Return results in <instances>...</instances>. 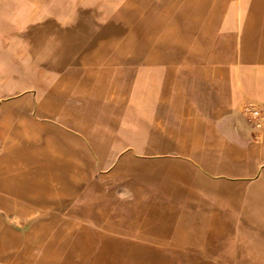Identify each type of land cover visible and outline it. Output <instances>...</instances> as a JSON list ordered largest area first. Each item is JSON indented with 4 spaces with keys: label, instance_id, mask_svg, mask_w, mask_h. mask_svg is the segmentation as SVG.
<instances>
[{
    "label": "rangeland",
    "instance_id": "obj_1",
    "mask_svg": "<svg viewBox=\"0 0 264 264\" xmlns=\"http://www.w3.org/2000/svg\"><path fill=\"white\" fill-rule=\"evenodd\" d=\"M50 47L69 73L39 62ZM0 167V264H264V0H0ZM153 196L182 215L118 212ZM204 200L205 234L160 251L104 234L191 224Z\"/></svg>",
    "mask_w": 264,
    "mask_h": 264
},
{
    "label": "crops",
    "instance_id": "obj_2",
    "mask_svg": "<svg viewBox=\"0 0 264 264\" xmlns=\"http://www.w3.org/2000/svg\"><path fill=\"white\" fill-rule=\"evenodd\" d=\"M31 51H34V48H32ZM30 51V52H31ZM55 53H59V51L55 52L53 47H50L49 49H47V51H45V53H43L40 57V63L42 65H44L45 67H49L51 69H54L56 71H65V72H68L69 73V56L66 54V53H63L62 51H60V53L58 54V59L59 60H56L54 61L53 58H54V54ZM4 56L6 58H10L11 56V53L8 49H6L4 51ZM12 65L13 68H15V71H14V75L16 76H22L23 74L26 75V76H31V71L27 72L26 70L23 71L21 66H22V62H17V65L15 63H10ZM33 86H35L37 92H36V97H35V102H38V98H39V95H38V85L37 83L35 82V80L33 81ZM27 86H30V85H27ZM50 97H51V104H53L54 101H57V100H54L53 99V89L50 90ZM25 115V114H24ZM27 117H29L31 120V123H33V125L41 132L43 133H46L47 135L50 136V139H52V141H59L58 144H60L63 148H66L71 154L73 155H76V156H79L81 155V148L80 146H77V147H71V146H68V143H65L63 141H69V140H74V141H77L79 142V139L77 137H66L60 129L58 128H54V126L51 124L53 122L52 119L54 118H57L53 115H49V114H44L42 113L38 108L36 109H31V111L29 112V114L27 115ZM59 118V117H58ZM20 140H28V141H32V139H28V138H20ZM49 140L48 139H37V141H44V142H47ZM63 142V143H61ZM1 146L2 148L5 146V143L4 141H2L1 143ZM203 164H200L198 165L197 169H194V174L195 176L201 178V181L203 183H206V179L204 180V177H203V172H206L207 175H213L214 172L212 171H209V170H206V169H203ZM32 171L35 172V169H31ZM4 168L0 167V182H2L4 180ZM64 183H60V185L58 186H61V187H74V186H78L71 183V180H68V179H64L62 180ZM94 187H97L100 189V186L98 185H94ZM100 191H93V196L96 197V194L95 193H99ZM100 198V201L104 202L106 200H104L103 198L99 197ZM157 197L153 196V197H150V200L151 201H147V205L149 204L150 206H147L146 208H140V209H137V210H132V208L130 207H122L121 209L118 208V212L121 214V215H124V216H127L131 213L133 214H136V213H140V212H146V214H151V215H156V216H160V217H172L176 214L178 215H182L181 214V211L179 210V208H175L173 206H169V207H166L164 208L163 206H159V204H164L163 201H160V200H156ZM114 198H112L111 196L109 197V199L107 201L109 202H116V203H119V204H125L126 201H115L113 200ZM81 201H85L87 200L86 198H81L80 199ZM99 201V202H100ZM201 203L200 206H192L190 209V216L188 215V218L190 219V222L191 224H182L180 226H178L177 228L173 229L170 227V226H164V225H161V226H154V230L150 233V234H139V233H132V232H129L128 230H121L120 232H117V233H108V232H105L104 234H107V235H110V236H117V237H122V236H127V235H139V236H143V237H146V239H143L145 240L144 242V246H146V248H143V250H146V251H160L161 249H163V247H160L162 244L164 245L165 242L163 240V238L161 239V237H165V236H178V235H181L182 233L184 234H198L199 232H202V234H205V230L203 228V226H200L198 223V221L201 220V217L200 213L202 211L205 210L206 206H207V201H203V202H199ZM155 204L154 206H151ZM193 204V203H191ZM197 205V204H196ZM82 206V205H81ZM85 209V208H84ZM168 209V210H167ZM162 210V211H161ZM86 211H90V209L86 210ZM92 213V212H91ZM88 214V218H91V220L93 221V223L95 225L98 224V218L96 217V215L94 213H92V215H89ZM202 224V223H201ZM204 225V224H202ZM208 229V228H207ZM185 230H189V233ZM204 232V233H203ZM208 232V231H207ZM156 237V238H154ZM176 240H171L170 243L171 244H177L175 243ZM170 245V244H168ZM173 250V249H172ZM171 250V251H172ZM202 252H205V253H208L209 251L208 250H202ZM255 259L258 260V261H264V253H260V255H255Z\"/></svg>",
    "mask_w": 264,
    "mask_h": 264
}]
</instances>
